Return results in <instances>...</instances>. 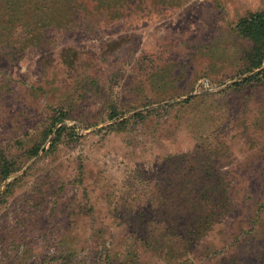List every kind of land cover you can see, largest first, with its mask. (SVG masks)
Instances as JSON below:
<instances>
[{"label": "rangeland", "instance_id": "rangeland-1", "mask_svg": "<svg viewBox=\"0 0 264 264\" xmlns=\"http://www.w3.org/2000/svg\"><path fill=\"white\" fill-rule=\"evenodd\" d=\"M263 7L264 0H138L122 15L88 6L66 15L62 26L44 24V38L31 48L22 38L13 50L0 38V152L22 164L0 179V264H172L140 244L137 212L154 209L145 214L157 227L169 223L167 214L171 224L186 222V203L177 192L199 191L200 182L188 164L178 169L177 162L210 147L197 137L201 128L214 142L210 170L226 178L231 202L200 244L175 260L264 264V86L225 92L238 80L232 48L213 43H221L223 29L240 15ZM61 15L60 6L50 9L27 27ZM84 72L107 87L76 102L74 118L57 124L74 127L79 138H64L51 152V135L29 160L25 149L55 110L68 107ZM151 73L157 75L149 80ZM108 91L120 109H135L121 119L193 101L109 132ZM184 170L188 176L181 181ZM128 250L135 256H125Z\"/></svg>", "mask_w": 264, "mask_h": 264}, {"label": "trees", "instance_id": "trees-1", "mask_svg": "<svg viewBox=\"0 0 264 264\" xmlns=\"http://www.w3.org/2000/svg\"><path fill=\"white\" fill-rule=\"evenodd\" d=\"M85 1L88 5L87 3L84 5L79 0H0V38L2 39L3 46L15 50L16 45L18 43L20 44L23 38L26 44L28 43L27 47L31 48L32 45L44 38L45 34H42V30L45 29L44 24L54 22L58 23L57 26H62L66 15L72 16V14L81 11L83 8L85 9V7L88 8V6H92L94 9H106V12L108 11V13L110 12L114 16H117L122 15L128 7H132L138 2V0ZM59 6L62 10V15L59 18L52 19L51 17H46L45 19H41V21L33 23L35 28L29 29L27 27L30 19L34 20L41 13L46 14L50 9L56 10ZM121 18H124V16ZM86 21L87 19L84 17V23ZM219 39L220 41L218 42L223 44L213 42L215 46L222 48L227 43L231 46L234 63V74L232 77H238L237 81L227 86L225 92L228 90L242 92L247 89L264 86V7L257 10H249L245 14L240 15L236 21L229 23L223 29ZM12 43L15 45L12 46ZM8 52H11V50ZM155 73H151L147 79H154L157 75ZM162 80H165L164 77H162ZM102 82L104 83L100 82L98 76H91L88 72L77 79L71 93L67 97L68 107H63L64 109L58 113L55 110L56 113L54 112V115L51 116L48 125L41 131V135L25 149L29 160L39 155L43 145L51 135H53V139L48 149L51 152L57 150L64 138H69L73 141L79 138L74 127H70L66 123H63L57 128L56 126L66 119L74 118L70 113V108L76 102L79 100L82 101V99L88 98V96L93 98L106 92L107 82L105 80ZM167 84L165 82V85ZM93 90H95L94 93H92ZM173 96H178V94L175 93ZM105 100L107 104V118L113 121L106 129L109 132H121L129 127H133L136 123L145 122L152 115L169 112L177 106L190 104L193 98H185L179 102L161 105L151 110L137 111L130 117L124 119H121V117L135 109H120V106L110 91L106 93ZM160 101L157 99L155 103H159ZM197 134L198 139L203 140L202 144H208L211 148L213 147L214 142L209 132L201 128L197 131ZM207 134L209 135L207 136ZM19 142L21 143V141ZM210 147L199 148L196 156L187 158L186 161L185 156L178 157V169H186L185 162L188 164V168L196 173L197 177H195V180L200 182L199 191L193 192L194 189L182 191L184 187H181L177 192V180H174L177 197H179L181 192L186 203V222L177 220V223L171 224L173 217L171 218L167 214L165 220L169 221V223L157 227L153 225L152 219H150V222L147 221V215L145 214V212L147 214L155 212L154 209H139L137 212L138 214H142V220H140V217L137 220L139 221L137 227H139L142 233L139 237L140 244L145 249L157 253L161 259L167 257L169 260H173L172 264H180L175 259L182 254L186 255L188 249H193L194 246L199 245L205 234L211 230L213 224L219 222L223 218V214L230 207L229 190L225 187L226 178L220 177L210 170V166H213L212 162L216 156L213 154L214 150L209 149ZM20 168H22V164H18L17 159H10L3 152H0L1 181L8 179L13 173L19 171ZM84 171V164H81V174ZM184 171L185 173L180 176L181 181H184V178L188 176L187 170ZM21 181L22 177L9 183L6 193L11 192L13 187L17 183H21ZM174 208L177 209V206ZM126 252L125 256H135L133 251L128 250ZM108 258H111V254L108 255ZM163 260L165 261V258ZM232 262H221L219 264H235V262ZM186 264H189V257L186 258Z\"/></svg>", "mask_w": 264, "mask_h": 264}, {"label": "water", "instance_id": "water-1", "mask_svg": "<svg viewBox=\"0 0 264 264\" xmlns=\"http://www.w3.org/2000/svg\"><path fill=\"white\" fill-rule=\"evenodd\" d=\"M45 149V147L43 148V150Z\"/></svg>", "mask_w": 264, "mask_h": 264}]
</instances>
